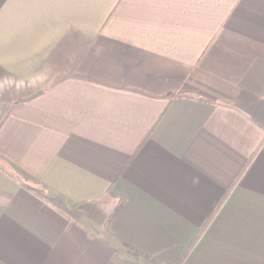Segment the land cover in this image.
<instances>
[{
    "label": "crops",
    "instance_id": "1",
    "mask_svg": "<svg viewBox=\"0 0 264 264\" xmlns=\"http://www.w3.org/2000/svg\"><path fill=\"white\" fill-rule=\"evenodd\" d=\"M0 264H264V0H0Z\"/></svg>",
    "mask_w": 264,
    "mask_h": 264
},
{
    "label": "trees",
    "instance_id": "2",
    "mask_svg": "<svg viewBox=\"0 0 264 264\" xmlns=\"http://www.w3.org/2000/svg\"><path fill=\"white\" fill-rule=\"evenodd\" d=\"M199 237V235L194 239L196 241V239ZM195 241L192 243V245L188 248V250L186 251V256L189 254L188 252L190 251V249L192 248V246L194 245Z\"/></svg>",
    "mask_w": 264,
    "mask_h": 264
}]
</instances>
